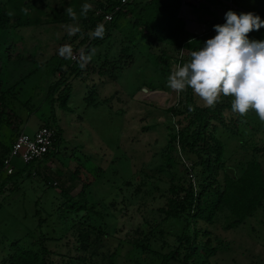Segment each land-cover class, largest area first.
Returning <instances> with one entry per match:
<instances>
[{"label":"rangeland","instance_id":"rangeland-1","mask_svg":"<svg viewBox=\"0 0 264 264\" xmlns=\"http://www.w3.org/2000/svg\"><path fill=\"white\" fill-rule=\"evenodd\" d=\"M116 1L27 0L25 14L21 5L2 0L10 10L11 27L0 32V93L7 94L12 119L6 116L0 127V155L19 133L33 136L52 123L53 110L61 138L52 160L31 168H24L20 158L12 161L21 174L16 172L0 195V264L17 249L42 253L43 248L52 264H107L113 253V264H162L164 256L177 249L180 255L171 264H185L190 255L186 264H201L199 253L206 244L216 250L210 264H264V204L236 228H229L233 218L227 210L219 211L212 223L195 221L192 211L182 214L183 220L167 214L172 203L184 199L190 181L196 197L202 190L196 154L185 153L180 138L172 143L176 149L169 147L171 137L180 135L184 123L179 121L187 110L186 90L178 93L167 87L181 51L165 42L151 46L140 40L137 47L128 46L124 56L123 39L115 29L134 20L129 14L102 39L91 38L92 20ZM256 1L259 13L249 10L264 21L259 15L264 14V0ZM85 4L90 5L86 15ZM68 7L76 12V20L65 14ZM24 21L29 24L19 27ZM69 25L79 31L69 35ZM205 36L209 40L215 33ZM97 39L101 45L82 70L79 50ZM249 40L264 41V27L249 33ZM66 44L77 60L59 55ZM182 51L183 64L190 52ZM66 80L71 93L65 110L60 98ZM56 85L60 90L51 92ZM190 93L196 105L215 113L212 124L224 145L225 166L239 176L252 161L264 167V122L256 113H234L232 97L221 96L210 107ZM186 124L187 132L194 130ZM194 151L204 154L203 143ZM88 183L87 207L93 212H71L68 196L81 200ZM79 229H92V241H99L92 261ZM187 237H196L194 247L182 244Z\"/></svg>","mask_w":264,"mask_h":264},{"label":"trees","instance_id":"trees-1","mask_svg":"<svg viewBox=\"0 0 264 264\" xmlns=\"http://www.w3.org/2000/svg\"><path fill=\"white\" fill-rule=\"evenodd\" d=\"M26 2L27 0H12L11 5L19 4L22 6L23 10L27 7ZM181 4V0H154L145 4L138 2V0H134L127 5H121L120 0L113 3L110 2L107 7L101 9L102 13L92 20V28L95 29L97 25L102 24L105 14L114 11L116 7H120L115 15L114 21L111 24L104 25L105 31L117 27L119 20L129 14L133 16L134 20L128 22L127 26L129 31L124 37L131 44L140 40H147V42L151 43V46L158 42H165L180 51L187 50L191 53L202 47L206 43L208 37L194 35L185 30L184 23L178 18ZM235 13L238 15L241 14L240 12ZM225 23L226 19L219 25ZM28 24L29 22L24 21L18 23V26L24 27ZM216 25L212 26L213 30L210 29L211 33L214 32L215 35H217L215 31ZM10 27V10L7 5L0 0V32L8 30ZM142 31H146V33L144 34ZM136 34H140L141 38H137ZM100 45L101 41L97 39L95 42H92L85 51L87 53L90 49L99 47ZM127 52L128 51H126V53ZM67 83V80L64 81V85H67V87L62 91V96L60 98V108L65 110L68 107L71 93L70 86ZM59 90L60 85H56V87L51 89V92L54 93ZM190 90L191 88L186 90L185 104L187 110L181 115L183 120L179 121L181 125L184 123V126L180 130V135L171 137L169 147L170 149H176L172 146V143L178 141L180 138L183 151L187 153V150H190L196 154L197 162L195 167L197 166L201 171L202 178L199 179V186L202 190L196 197L194 186L190 181L186 187V195L184 199L172 203L167 214L174 219L183 220L184 218L182 214L191 213L192 211L193 213L190 217L195 221L203 220L212 223L219 211L227 210L233 218V223L229 228H236L251 218L264 204V167L260 162L252 161L247 164L244 173L239 176L236 169L225 166L224 145L215 135L218 130L217 126L212 124L215 113L210 108H202L196 105L193 94L190 93ZM6 95V93H0V127L4 123V118L6 116L8 117V120L12 119L9 115L11 112L8 110ZM168 111L173 112V115L178 114V112H175L173 109H169ZM52 114V123H47L46 125L41 126L50 127L56 132L55 148L52 153L46 156V160H52V158L57 156L59 141L61 138V131L54 118V110L52 111ZM188 122L194 128L191 132H187L188 125L186 123ZM14 141L10 147L6 148L4 153L0 155V157L2 156L0 158V195L5 190L8 180L13 176H18L14 174L6 178L3 172L5 159L8 156ZM200 142L203 143L205 148V151L203 152L205 155L202 154L201 151H194V147ZM33 166L36 165L30 164L24 168H31ZM18 174H21L19 170ZM206 174H208V176L204 178ZM89 184L90 183L84 186V190L81 193V200L74 201V199L68 196L69 202L71 203L68 207L72 210L71 212L82 214L93 212V209H88L87 207L85 195V189L88 188ZM63 193L66 194L65 192ZM208 195L210 198H206ZM78 231L83 249L87 253L90 252V261H92L96 256L99 241H92L90 234L92 229H79ZM195 236L197 237L198 233H196ZM196 237H187L182 244L186 242L187 245L195 246ZM205 246L207 249L205 248L199 253L203 258L201 264H210L209 257L215 254L216 250L210 248L209 244H206ZM48 253L49 252L46 248H43L42 253L17 249L15 254L10 256L9 260L4 264H52L47 260ZM114 254L115 253L107 257L109 261L107 264H113V260L115 259ZM192 254L197 255V250H194ZM179 255L180 249H177L169 255L164 256L162 264H171L172 261H176V258ZM190 256L188 258H190ZM83 260L86 261V258ZM187 260H184L183 262L186 264Z\"/></svg>","mask_w":264,"mask_h":264},{"label":"clouds","instance_id":"clouds-1","mask_svg":"<svg viewBox=\"0 0 264 264\" xmlns=\"http://www.w3.org/2000/svg\"><path fill=\"white\" fill-rule=\"evenodd\" d=\"M90 5H83L86 15ZM27 14V8L23 9ZM66 15L76 20L72 7L66 8ZM226 23L216 25L217 35L206 41L196 51L190 53V60L172 67L167 87L176 92L188 88L207 106H215L221 96L232 97L234 113L245 116L254 111L264 122V41H250L249 33L264 27V21L253 13L237 14L228 11ZM79 31L78 27L68 26L69 35ZM105 33L103 24L97 25L89 35L102 39ZM183 54V51H181ZM59 55L73 59L71 45H63ZM95 55V49L88 53L79 50V67L83 70Z\"/></svg>","mask_w":264,"mask_h":264},{"label":"crops","instance_id":"crops-1","mask_svg":"<svg viewBox=\"0 0 264 264\" xmlns=\"http://www.w3.org/2000/svg\"><path fill=\"white\" fill-rule=\"evenodd\" d=\"M150 1H154V0H138V2L144 3V4ZM257 3L259 2L256 0H234V1L202 0V2H198L197 0H187L186 3H183L182 1L181 7L178 13V18L182 20V22L184 23L185 30H187L188 32L192 34L204 37L207 32L211 31L210 29H212L211 27L213 25H216V24L219 25L225 20L226 13L228 11L240 12L241 14L251 13V10H249V7H250L256 10L255 13H259ZM259 15L260 16L262 15V17H264V14L260 13ZM131 17L133 16L130 15L128 18H131ZM115 30L120 34V36L123 39L122 41L123 48L121 49V51L125 56V52L129 51L128 46L130 45L134 47H137V46L135 43L133 45L130 42H128L126 38L124 37V35L129 31V28L127 25L120 27V29L116 28ZM142 33L145 34L146 31H142ZM113 38L114 37L113 36L111 37V35L109 34V40H112ZM145 41L147 42V40H144L143 42L146 43ZM112 44L114 43L112 42Z\"/></svg>","mask_w":264,"mask_h":264},{"label":"built area","instance_id":"built-area-1","mask_svg":"<svg viewBox=\"0 0 264 264\" xmlns=\"http://www.w3.org/2000/svg\"><path fill=\"white\" fill-rule=\"evenodd\" d=\"M121 5H127L132 3L134 0H120ZM186 3L187 0H182ZM202 2V0H197ZM120 7H116L114 11L105 14L103 24H111L116 13L119 11ZM100 12L99 14H101ZM182 51V50H181ZM183 54L179 55L177 64H182ZM74 60L77 57L74 56ZM56 132L50 127H40L33 136L28 135L26 132H21L17 135L8 156L4 162V174L6 176H12L16 172V167L12 165L14 158H20L24 165L28 166L30 164L39 165L46 161V156L53 152L55 148ZM56 185V184H55ZM58 185V184H57Z\"/></svg>","mask_w":264,"mask_h":264},{"label":"water","instance_id":"water-1","mask_svg":"<svg viewBox=\"0 0 264 264\" xmlns=\"http://www.w3.org/2000/svg\"><path fill=\"white\" fill-rule=\"evenodd\" d=\"M145 90V92H147V89H144Z\"/></svg>","mask_w":264,"mask_h":264}]
</instances>
